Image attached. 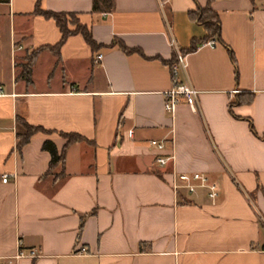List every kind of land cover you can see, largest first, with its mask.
<instances>
[{
	"label": "crops",
	"instance_id": "1",
	"mask_svg": "<svg viewBox=\"0 0 264 264\" xmlns=\"http://www.w3.org/2000/svg\"><path fill=\"white\" fill-rule=\"evenodd\" d=\"M37 1L0 0V258L20 248L34 256L14 264H264V0H113L96 11L93 0H40L103 46L73 35L56 53L60 31L34 14ZM207 6L220 40L202 42L192 13ZM177 50L197 111L163 108ZM18 120L43 130L19 148ZM45 141L63 154L52 168ZM182 173L204 174L215 201L175 192Z\"/></svg>",
	"mask_w": 264,
	"mask_h": 264
},
{
	"label": "trees",
	"instance_id": "2",
	"mask_svg": "<svg viewBox=\"0 0 264 264\" xmlns=\"http://www.w3.org/2000/svg\"><path fill=\"white\" fill-rule=\"evenodd\" d=\"M99 3L103 5L106 10H111L113 7V0H93V11L99 10ZM40 0L37 1L36 6H34V14L40 15L45 19L53 20L55 25L60 31L61 39L60 41L51 49L56 52L60 49L65 40L73 35H81L86 42V44L92 49L96 50L103 46L97 45L92 38L90 30L82 25L78 19V17L73 13H54L50 11H44L40 8ZM195 16V20L203 25L205 28L207 35L204 38V41L208 39L220 40V22L216 13H214L209 6L197 9L192 13ZM118 45L121 50L128 53L131 52L126 47L121 44L112 43L110 47ZM191 50L195 49V46L190 48ZM39 51H33L28 57L25 58V63L21 66L20 78L25 81V83H29V72L30 67L33 61L34 56ZM17 125L20 129V132L16 134L17 144L16 146L19 148L23 144H25L28 138L36 132L43 131L41 128L31 127L25 124L24 122L18 120ZM67 138L68 142L71 143L80 139L77 135H63ZM42 149L47 151L50 154V168L53 166L62 163L63 154H58L55 146L50 141H45L43 143Z\"/></svg>",
	"mask_w": 264,
	"mask_h": 264
},
{
	"label": "built area",
	"instance_id": "3",
	"mask_svg": "<svg viewBox=\"0 0 264 264\" xmlns=\"http://www.w3.org/2000/svg\"><path fill=\"white\" fill-rule=\"evenodd\" d=\"M210 47H215L216 42L210 41L206 43ZM102 56L99 54L96 56V61H100ZM171 87L163 93V108L167 113H172L174 109L180 105L184 104L188 106L193 111H197L199 105V92L190 84L187 78V65L185 61V56L176 51V60L171 65ZM1 95V90H0ZM150 145L156 148L158 151L164 149L163 142L151 141ZM169 158L167 157H157L155 162L158 166L164 167ZM7 181V176L3 175L1 177V183ZM172 188L175 192L184 191L188 194L195 193L198 189L206 190V195L214 202L217 198V188L216 185L210 183L208 178L201 173H182L173 177ZM81 252H85L82 249ZM33 257L34 252L30 251L25 253L20 248H18L15 255L12 257L0 258V264H14L17 260L23 257Z\"/></svg>",
	"mask_w": 264,
	"mask_h": 264
}]
</instances>
